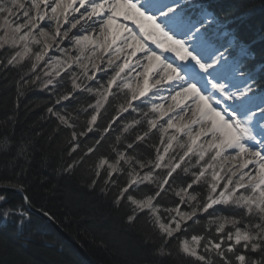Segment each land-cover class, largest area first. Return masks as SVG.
<instances>
[{
  "label": "snow or ice",
  "instance_id": "obj_1",
  "mask_svg": "<svg viewBox=\"0 0 264 264\" xmlns=\"http://www.w3.org/2000/svg\"><path fill=\"white\" fill-rule=\"evenodd\" d=\"M47 10L55 22L52 39L62 42L71 34L73 45L79 46L74 55L79 73L70 60L49 57L52 45L43 43L42 35L45 27L51 33V25L39 24L47 18ZM215 23L205 5L185 0H0V49L13 50L6 64L0 61V65L16 67L30 59L29 71L34 77L30 80L35 83L40 80L36 73L43 62L45 89H56L64 80L61 73L67 75L72 70L71 89L57 95L55 103L71 102L77 93H88L94 102L80 109L85 122L77 131L78 114L74 117L52 107L47 111L72 129L71 139L76 142L72 153L80 148V137L87 139L92 134L93 143L82 150L80 163L96 154L124 113L138 112L141 104L147 108L139 111V119L133 118L119 129L112 155L97 157L96 178L89 187L95 189L103 173L101 192L107 195L109 185L116 188L112 203L130 209L127 222L135 223L144 214L153 232L164 241L156 249L157 255L171 256L168 244L175 239L177 253L195 264H213V253L218 258L216 264H233V259L236 264H264V94L257 95L255 80L230 62L227 49L213 41L209 25ZM98 49L107 62L85 63V53L94 58ZM58 50L62 55L69 51L64 47ZM97 72L104 76L97 79ZM84 79L96 86L84 84ZM169 100L172 103L167 111L156 102ZM113 102L115 115L101 124L102 109L107 113L106 105ZM137 128L141 130L133 137L132 130ZM153 130L160 134L159 145L149 143L155 137ZM231 153L233 160L245 159L238 171L229 169L228 174L218 160ZM193 158L190 166L198 170L191 171V181L178 189L172 187L180 180V171L189 174L186 161ZM76 163L69 164L65 172ZM249 165L252 168L244 171ZM125 173L126 182L117 185L114 176ZM142 185L152 187L138 196ZM194 185L202 186L203 196ZM170 191L179 203L174 208L162 207L160 201ZM184 204L190 211L182 210ZM218 206L239 210L240 216L218 215ZM203 215L208 217L206 227L215 226L219 242L205 241L196 234L190 238L174 235L185 234L188 222L199 224ZM237 246L244 251L239 252ZM249 252L258 258L250 257Z\"/></svg>",
  "mask_w": 264,
  "mask_h": 264
},
{
  "label": "trees",
  "instance_id": "obj_2",
  "mask_svg": "<svg viewBox=\"0 0 264 264\" xmlns=\"http://www.w3.org/2000/svg\"><path fill=\"white\" fill-rule=\"evenodd\" d=\"M203 1L223 24L228 25L236 41L247 46L246 52L241 55L244 68L252 70L260 66L252 73V77L259 89L264 88V36L259 35L264 30V0ZM250 38H254L256 44L250 43ZM7 57L5 50L1 49L0 61L6 64ZM25 72V68L20 66L0 65V185L19 187L29 202L48 212L97 264H195L192 259L177 253L175 239L168 244L171 256L157 255L156 249L164 241L158 233L153 232L144 214L135 223L127 222L130 209L124 206L117 208L112 203L116 188L109 185L107 195L101 192L105 178L103 173L95 189L89 187L96 178L94 165L97 157L101 154L112 155L111 148L115 144V136L120 134L119 129L133 118L139 119V111H147V108L141 104L138 112L130 110L124 113V119L114 125L111 136L106 137L96 154L80 163L82 150L93 143L92 134L87 139L80 137V148L72 153V146L76 143L71 139L72 129L60 124L47 109L52 107L74 117L78 114L76 122L79 131V125L86 120L80 109L94 102L93 97L88 93H77L76 99L71 102L56 104L57 95L71 89V80L66 83L69 79L63 75L64 80L56 89L51 86L45 89L32 85ZM68 75L70 77L71 73ZM24 80H29V83H23ZM106 107L108 112L104 113L102 109L101 124L110 115H115V102ZM140 130L133 129L131 135L134 137L136 131ZM153 131L155 137L150 138L149 143L159 145L160 134ZM21 148L25 151L21 152ZM74 161L77 162L75 167L65 172L64 169ZM193 163L194 160L186 163L190 167L189 174L180 173V180L184 183L178 180L172 187L186 186L191 181L190 173L196 170L190 166ZM114 179L117 185H122L126 182V173L115 175ZM151 187L142 185L137 195L143 196ZM193 188L198 192L201 186ZM0 196L4 197L0 200V264H87L48 223L26 212L20 196L8 192L0 193ZM160 203L162 207L174 208L179 198L170 191ZM218 207V215L240 216L239 210ZM181 208L184 210L182 205ZM206 220L208 217L203 215L199 224L188 222L187 232L175 235L190 238L196 234L204 236L205 241L209 238L219 242L212 226L211 229L205 226ZM237 250L244 251L240 246H237ZM247 255L258 258V254L251 252ZM212 259L213 264H216L218 258L214 253ZM233 264H236L234 259Z\"/></svg>",
  "mask_w": 264,
  "mask_h": 264
},
{
  "label": "rangeland",
  "instance_id": "obj_3",
  "mask_svg": "<svg viewBox=\"0 0 264 264\" xmlns=\"http://www.w3.org/2000/svg\"><path fill=\"white\" fill-rule=\"evenodd\" d=\"M185 1H187V0H185ZM189 4H196V1H193V0H191L190 2H189ZM42 10H43V12L45 11V9H43V8H41ZM52 16V13H51V11L50 10H47L46 11V19L45 20H43V21H40L39 22V24H40V26H42V27H44V26H47V25H51V33L49 34V29L47 28V27H45V34H43L42 35V41H43V43H47V44H49V45H52V49L49 51V57H51V56H53V55H55V56H59V57H61L62 59H68V60H70V62H72L73 63V65H74V69L73 70H75L76 72H80L81 71V69H80V67L79 66H76V62H75V60H74V55H75V53H76V51H78L79 50V46H74L73 45V41L71 40V41H69V39L67 40L66 38L67 37H65L64 39H63V41L62 42H60V41H57V40H54V39H52V34H54L55 33V22L53 21V20H51L50 19V17ZM214 25V26H213ZM211 26V25H210ZM62 30V29H61ZM213 30H216V31H219V35H220V37H225V35H226V32H224V31H221V30H219V25H217V23H215V24H212V26L210 27V31L212 32ZM3 33L2 32H0V35H2ZM37 35H41L39 32H37L36 33ZM63 34V31H61V35ZM211 37L214 39V38H216V37H213V35L211 34ZM37 46L36 45H33V48L35 49ZM58 47H64V48H67L69 51H68V54L67 55H62V53L58 50ZM234 48H235V46L233 45V43H229L228 44V46H227V48H225V49H227V51H226V57H227V59L230 61V62H233V59L231 58V53H232V51H230V50H234ZM1 50V49H0ZM3 50H5V52H6V54L7 55H9L13 50L12 49H10V48H4ZM115 57H113V59H114ZM85 63H88L90 66L92 65V64H96V65H101V64H103V63H106L107 62V57L105 56V55H102L101 53H96L95 54V57L93 58L92 57V55L90 54V53H85V61H84ZM30 64H31V60L30 59H25L24 61H23V63H22V65H18V66H20V67H23V68H25V73H26V75H27V78H32V79H34V77H33V75H32V73L29 71V68H30ZM47 69H45L44 68V65H43V62H41V64L38 66V70H37V75H39L40 76V80H38V81H36L35 83H33L32 82V85H34V86H39L40 88H44L43 87V82L44 81H46L47 80V77H45L44 76V71H46ZM92 69L90 68V71H91ZM71 71L72 70H69V72H68V74L69 73H71ZM66 75V74H64L63 72L61 73V75L63 76V75H65V77L67 78V79H69V80H66V83L68 82V81H70V77H69V75ZM97 79H99V77H101V76H104V73L103 72H97ZM58 81H59V77H57L56 78ZM107 79V77H105V80ZM85 82H87V83H85ZM83 83H85L86 85L88 84V83H93L94 85L93 86H96L95 85V82L94 81H89V80H86V79H84L83 80ZM133 83V87H135L136 86V82L135 81H133L132 82ZM258 95V94H257ZM259 96V95H258ZM171 101H168L167 103H164L163 105H164V110L165 111H167V109L169 108V106L171 105ZM230 152H231V150H230ZM231 155H234V153H231V154H226V156L225 157H223V158H219V160H218V165L219 164H223L224 165V171L225 172H227L228 174H231V172L229 171V169H233V170H239V165L240 164H243L244 163V159L245 158H241V157H238L237 159H235V160H233L232 158H231ZM195 158H193V160H194ZM206 159H207V157H206ZM188 162H190V161H188ZM186 163H187V161H186ZM252 166V165H251ZM250 166V167H251ZM252 168V167H251ZM250 168H248V170H249ZM197 170V169H196ZM217 170L219 171L220 169H219V167L217 168ZM179 171V170H178ZM180 173H182L183 175H185V173H183L182 171H180ZM4 186H6V185H4ZM194 186H196V185H194ZM179 187H181V186H178L177 187V189L179 188ZM198 192H200L201 193V196H203V194H204V190H203V188H202V186H201V189H200V191H198ZM183 206V208H184V211H190V208H189V206L187 205V204H184V205H182ZM166 215V214H165ZM199 215V214H198ZM205 223H207V220L205 221ZM193 224H195V223H193ZM211 227V226H210ZM209 227V228H210ZM212 229H213V231L215 230V226H212L211 227ZM210 228V229H211ZM175 234H177V233H175ZM174 234V235H175ZM214 234H216L215 232H214ZM207 239H209V238H207ZM84 249V248H83ZM85 251V250H84ZM86 253V252H85ZM86 255H87V253H86ZM91 258V257H90ZM92 259V258H91ZM94 261V260H93ZM85 262V261H84ZM95 262V261H94ZM96 263V262H95Z\"/></svg>",
  "mask_w": 264,
  "mask_h": 264
},
{
  "label": "water",
  "instance_id": "obj_4",
  "mask_svg": "<svg viewBox=\"0 0 264 264\" xmlns=\"http://www.w3.org/2000/svg\"><path fill=\"white\" fill-rule=\"evenodd\" d=\"M7 192L20 196L21 202H22L23 207L26 210V212L33 214V215L43 219L46 223H48L53 231H55L57 234H59L60 237L64 241H66L68 244L73 246V248L78 252L79 256H81V258L87 264H97L90 258L89 255H86L82 245L78 241H76L70 234H68L62 228V226L59 223H57L54 218H52V216L48 212L47 213L49 215L45 216L44 215L45 211L40 210L39 208L34 206L31 202H29L28 199H27V201H25L24 198L27 196L19 187L17 188L15 186H10V185H7V186L0 185V193H7Z\"/></svg>",
  "mask_w": 264,
  "mask_h": 264
},
{
  "label": "bare ground",
  "instance_id": "obj_5",
  "mask_svg": "<svg viewBox=\"0 0 264 264\" xmlns=\"http://www.w3.org/2000/svg\"><path fill=\"white\" fill-rule=\"evenodd\" d=\"M191 0H187V1H185L186 3H189ZM40 11H42L43 12V10L42 9H40ZM73 15H74V13H73ZM247 18H248V16L245 18V22L247 21ZM83 23V22H82ZM80 26H78L77 27V29H72V31L73 32H76L77 30H78V28H79ZM85 27H87V25H85ZM61 31H63V29L61 30ZM264 30H262L261 31V34H259V35H263L264 36V32H263ZM67 40L69 39V41H71L72 39H71V34L66 38ZM256 40L254 39V38H250V43H253V44H256ZM96 53H101V50H97V52ZM106 56V55H105ZM162 95H167V92H163L162 93ZM170 101V100H169ZM157 103H162V104H164V103H167L168 101H156ZM251 165H249L248 166V168H250L251 169V167H250ZM248 168L247 169H243L244 171H248ZM9 193V192H8ZM28 213V212H27Z\"/></svg>",
  "mask_w": 264,
  "mask_h": 264
}]
</instances>
